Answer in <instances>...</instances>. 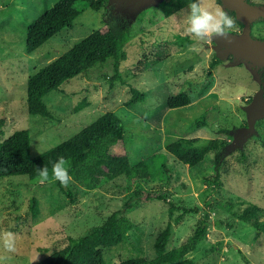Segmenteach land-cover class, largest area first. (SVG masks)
I'll use <instances>...</instances> for the list:
<instances>
[{"label": "rangeland", "instance_id": "1", "mask_svg": "<svg viewBox=\"0 0 264 264\" xmlns=\"http://www.w3.org/2000/svg\"><path fill=\"white\" fill-rule=\"evenodd\" d=\"M55 1L0 0V142L17 129L29 128L31 152L37 156L113 111L125 125V139L113 147V152L128 154L132 164L155 156L152 169L156 177L140 185L167 190L169 199L180 206L198 207L177 223L171 219L173 233L168 248L178 247L194 232L198 220L209 215L207 235L185 258L192 264H264V117L256 120L252 135L232 147L236 132L250 126L247 107L262 89L259 73L263 67L256 71L251 62L234 61L230 55L209 75L211 62L224 47L215 37L211 42L198 41L186 32L189 0H181V9L171 16L164 15L155 2L140 6L115 0L98 11L86 8L72 29L57 33L28 53L29 23ZM205 3L224 8L218 0ZM110 25H131L135 32L126 44L127 58L120 61L118 69L125 82L116 78L111 86L116 73L113 59L98 63L64 83L61 90L46 95L51 117L31 116L26 103L29 75L76 41ZM243 30L244 25L236 21L230 35H240ZM178 34L190 36L193 42H177ZM251 34L264 39V20L252 23ZM161 43L168 44L170 55L140 72V61L153 55ZM132 86L147 96L127 107ZM179 92L188 93L191 103L170 108L168 98ZM82 102L86 105L76 111ZM202 115L207 126L196 123ZM181 137H198V148L211 139L227 141L220 147L225 151L223 166L228 169L222 173V186L204 179L215 170L217 152H209L203 161L191 166L166 150ZM242 154H246L245 162L240 161ZM71 184L77 196L75 203L51 182L40 183L27 176L0 178V264H39L64 248L71 236L86 235L89 244L102 247L111 231L105 223L115 211L120 212L118 232L128 234V238L125 244L104 247L107 264H120L129 256L149 260L156 256L155 238L169 221L167 202L152 199L124 209L125 196L131 191L125 175L95 189L74 180ZM32 195L40 202L37 218L30 210ZM181 212L175 211L174 217ZM99 226H105L103 233L96 229ZM8 232L16 240L14 253L3 247V236ZM185 258L163 264H186Z\"/></svg>", "mask_w": 264, "mask_h": 264}, {"label": "trees", "instance_id": "2", "mask_svg": "<svg viewBox=\"0 0 264 264\" xmlns=\"http://www.w3.org/2000/svg\"><path fill=\"white\" fill-rule=\"evenodd\" d=\"M181 0H162L159 7L164 15L171 16L181 9ZM111 0H56L37 18L33 19L26 29V51L33 53L45 42L57 33L74 27V21L86 8L101 10L111 3ZM221 3V0H218ZM229 13L236 19L234 11ZM261 20H264L263 18ZM236 21L243 25L242 22ZM133 27H117L110 25L106 29H97L88 36L80 39L65 53L53 61L39 67L28 77L27 109L31 116L51 117L52 113L45 101L46 95L56 90H61L64 83L77 77L81 73L89 71L98 63H106L110 59L115 62L116 73L111 80L118 78L125 82L119 72L121 60L127 58L126 44L134 37ZM176 41L183 45H189L193 39L188 35L178 34ZM170 55L167 43H161L155 47L154 54L140 61V72L163 61ZM219 58L211 62L209 75L213 69L221 64ZM260 75L264 80V67L260 69ZM147 94L131 87V96L125 102L127 107L143 101ZM191 103V97L186 92H179L168 98L170 108H177ZM86 102L80 103L75 110L80 111ZM1 123V122H0ZM199 126H207L205 115L196 120ZM32 133L29 128L15 130L10 137L0 142V178L12 176H27L30 180H39L38 168L47 165L49 169V181L56 185L60 191L69 198L72 203L76 202V192L72 184L67 187L52 178L51 169L61 156L70 165V175L78 184L95 189L102 183L111 181L121 175L128 178V187L131 190L124 199V209L129 210L145 202L157 199L169 204V221L161 229L154 242L156 256L149 260L144 256H129L120 264H163L171 263L185 258L207 235L210 225V216L200 218L194 232L178 247L168 248L173 233V222H179L185 214L198 211V207H186L170 200L165 189H147L141 186V182L153 180L157 174L152 169V161L155 156L148 157L131 163L126 153H115L113 147L123 143L125 139V125L120 116L113 111H107L100 115L92 123L84 126L79 132L58 145L33 156L31 152ZM199 138L181 137L167 145L166 150L173 154L183 163L188 162L195 166L203 161L206 155L215 151V170L204 177L205 180L213 181L215 185L222 186V173L228 171L223 166L225 151L220 147L225 146L227 141L218 139L209 140L203 148L195 144ZM246 154H242L241 162H245ZM167 169V168H166ZM30 210L33 218H37L41 212L39 198L32 195L30 198ZM177 210L182 212L174 217ZM120 212H113L105 223L111 229L103 246L89 244L86 235L69 237L68 244L61 250L52 253L39 264H107L104 247H113L120 243L125 244L128 234L118 232V217ZM105 226L96 227L100 233L104 232ZM186 264H192V260L185 258Z\"/></svg>", "mask_w": 264, "mask_h": 264}, {"label": "water", "instance_id": "3", "mask_svg": "<svg viewBox=\"0 0 264 264\" xmlns=\"http://www.w3.org/2000/svg\"><path fill=\"white\" fill-rule=\"evenodd\" d=\"M115 0H111L113 2ZM120 1V0H119ZM125 4L145 5L150 2L159 4L162 0H124ZM110 2V3H111ZM224 8L234 11L236 19L244 25L243 33L240 35H230L227 40L218 39L222 48L218 52V58L225 59L232 55L234 61L245 60L257 69L264 67V39L255 38L251 34L252 23L260 18H264V3H251L249 0H221ZM260 74V73H259ZM262 89L257 91L251 104L247 107L249 127L239 129L235 134L232 147L243 143L255 132V122L264 117V80Z\"/></svg>", "mask_w": 264, "mask_h": 264}, {"label": "clouds", "instance_id": "4", "mask_svg": "<svg viewBox=\"0 0 264 264\" xmlns=\"http://www.w3.org/2000/svg\"><path fill=\"white\" fill-rule=\"evenodd\" d=\"M186 12L187 27L185 30L192 38L198 41L211 42L214 37L227 40L231 30L236 26V19L228 10L222 7L208 6L205 0H189ZM51 174L52 178L59 181L65 187L73 180V177L70 175V165L63 156L53 163ZM38 176L40 183L49 181V169L47 165L43 168H38ZM3 247L9 253L16 251V240L11 232L4 234Z\"/></svg>", "mask_w": 264, "mask_h": 264}, {"label": "flooded vegetation", "instance_id": "5", "mask_svg": "<svg viewBox=\"0 0 264 264\" xmlns=\"http://www.w3.org/2000/svg\"><path fill=\"white\" fill-rule=\"evenodd\" d=\"M252 3V2H251ZM262 19V18H261Z\"/></svg>", "mask_w": 264, "mask_h": 264}]
</instances>
